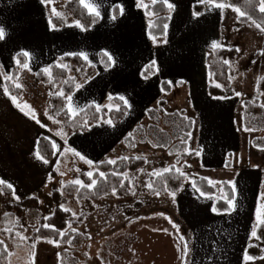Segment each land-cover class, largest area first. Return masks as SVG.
Segmentation results:
<instances>
[{
  "label": "rangeland",
  "instance_id": "rangeland-1",
  "mask_svg": "<svg viewBox=\"0 0 264 264\" xmlns=\"http://www.w3.org/2000/svg\"><path fill=\"white\" fill-rule=\"evenodd\" d=\"M125 5L124 15L117 16L115 20L111 19L109 23L100 24L92 32L93 36H88L77 45L79 50L88 56V62L95 67L93 77L79 74L74 63L61 61L58 56L52 60L58 67L60 64L67 65V68H63L67 75L75 79L76 85H81L71 94L73 107L77 112L89 104L99 106V109H117L112 97H127L131 108L117 125L107 121L98 122L92 126L89 131L91 135L86 138L76 137L60 123H54L49 119V99L61 91L63 82L53 87L37 82L34 77L36 69L32 64L30 71L22 69L18 76L23 85L18 102H27L32 106L37 118L45 126L41 127L25 116L12 103L20 115L13 113L8 103L4 102L6 97L1 84L5 75L9 76V69L7 67L4 73L0 65V174L3 179L15 181L12 183L15 195L12 190L11 193L0 190V241L4 242L3 246L8 253V264H87L88 257L100 253L101 233L89 234L87 226L92 219L91 214L106 209V196L95 202H86L62 195L59 206L71 209L70 213H75V216L72 215L74 220L82 216V221L77 225L69 223L63 232L70 233L71 236L64 245L50 243V239L34 237L40 220L51 215L54 209L49 193L54 190L61 192L64 185L79 179L81 173H94V165L99 162L116 161L125 156L142 157L145 160V166L139 171L124 173L130 183L129 198L113 194H109L112 197H106L113 198L118 206L128 213H146L151 204L148 198L162 199L163 195H150L146 185L150 182L153 170L162 171L173 165L186 173V185H192L194 178L206 177L208 181L213 182L211 185L218 192L221 182L228 183L236 179L245 181L251 177L256 197L254 213L258 201L264 202L260 200L261 194L264 193V149L254 146L264 144V129H256L260 124L264 126V120L258 110L264 105V93L256 92L257 82L264 77V55L260 54L261 50H264V32L256 28L251 21L248 25H241L232 14L222 17L217 33L207 35L205 39L201 38L211 45L216 41L222 47L240 49L228 63L230 85L226 90L231 93V99L219 101L207 93L208 85L216 83L211 80L206 70L202 44L200 48L190 42L188 44L182 34L175 35V30L154 42L146 34V26L152 17H147L142 8L136 9L135 0H127ZM54 6L65 19L71 16L63 2ZM48 8L52 10L53 6ZM174 26L175 24H172V29ZM102 50L110 52L116 61L109 69H104L99 61L97 54ZM153 61L155 74L151 79L145 80L140 73L145 65ZM46 67L48 68L49 64L44 65L42 69ZM163 80L167 83V92L161 87ZM148 90H155L157 96L145 104H140L141 97ZM237 93L241 95L238 96ZM160 102L163 103L160 105ZM244 102L254 105L246 117L250 130L244 129L242 124ZM261 108L264 110V107ZM149 109L156 112L152 120L145 114ZM160 110L169 114L182 111V115L191 121L192 129L189 133L192 135L186 145V149H192L191 153L201 150L200 140L207 126L213 133L218 130L220 133H217L215 138L221 139L225 148L230 147L232 151H221L219 166H207L201 154L178 161L177 154L169 153L168 148L155 146L151 139L150 126L155 125L159 130L167 132L171 129L164 125ZM61 129L67 134L66 137L56 135ZM37 135H43L51 143L55 142L60 146L54 149L53 158L48 164L33 159L32 147ZM210 138L212 139V136ZM90 139L107 143L103 149H93L87 146ZM175 142L177 140L173 141ZM211 144L213 146V143ZM69 147L74 148L85 159L93 161V164L89 165L80 157L67 152ZM53 170L56 175L50 177ZM6 172L15 176L7 177L4 175ZM16 196L19 199H16ZM24 199L27 202H23ZM85 215H88L86 221ZM254 222L255 216L253 224ZM16 233L20 235L17 236ZM260 243L254 246L264 253V245ZM168 264H181V260H173Z\"/></svg>",
  "mask_w": 264,
  "mask_h": 264
},
{
  "label": "crops",
  "instance_id": "crops-1",
  "mask_svg": "<svg viewBox=\"0 0 264 264\" xmlns=\"http://www.w3.org/2000/svg\"><path fill=\"white\" fill-rule=\"evenodd\" d=\"M126 1L97 0V3L101 5V16L98 18L97 24L90 30L85 31L75 26L76 20L71 14L67 19L63 17L68 23L66 27L55 29L50 27L49 20L58 16L54 15L53 11L48 7L52 8L53 6L55 8L54 5L61 2L65 5V0L49 2L46 5L41 4L40 0H0V26H4L7 32L6 39L0 40V65L4 69V73H6V68L8 67L10 75L11 70L16 65L17 54L22 50L31 53L29 63L32 64L36 71L43 70L42 67L44 65L49 64L50 66L56 56L61 58L66 53H80L81 51L77 45L86 40L88 36H93L92 32L100 24L109 23L112 19L111 11L114 12L116 17L119 16V9L116 8V5L125 7ZM144 2L149 6L152 5L151 0H144ZM169 2L175 5V10L168 11L166 14L168 18L170 17L167 23V33L156 39L164 38L168 36L169 32L171 33L172 30H175V35L182 34L181 36L188 41V44L190 42L197 48H200L202 44L205 64V47L212 45L202 39H205L207 35L218 32L221 27L222 17L233 14L237 21L238 14L232 11L231 8L225 9L221 14L219 9H210L204 6L200 12L201 15L194 16L192 8L200 4L198 0H169ZM158 3H161L160 0H158ZM134 7H136V0ZM136 9L141 8L136 7ZM146 16L149 17L147 14ZM150 17H152L150 21L154 19L153 15ZM172 24H175L173 29ZM241 25L245 26L248 23ZM77 40L80 41L77 42ZM73 41L77 43L67 44ZM97 55L98 58L100 56L104 57L103 50L98 52ZM27 59L25 58V60ZM99 61L104 69L110 68L104 67L105 64L103 63L107 62L106 57L102 61L99 58ZM22 69L20 68L19 74ZM3 81L1 84L4 90ZM151 91H146V94L141 97L142 102L140 104H145L157 96L156 91L155 93ZM4 95L6 97L4 102L8 103L9 109L13 110V113L20 115L13 107L9 96L5 93ZM112 98L119 99L116 96ZM125 99L130 103L127 97ZM228 99L231 98L218 100L225 101ZM129 110L126 107L125 116ZM91 128L86 133L73 134L76 137L87 138L88 135H91L89 134ZM213 132L207 126L203 138L200 140L201 155L204 163H207L206 165L209 167L220 165L221 151H232V149H229L230 147L225 148L221 139L215 138V135L220 132L218 130L217 133ZM38 136L35 137L32 147L33 159L36 162L41 161L36 158ZM210 136H212L213 140ZM88 141L87 146L93 149H96V147L103 149L107 143L106 141L100 142L97 139ZM211 143H213V146ZM4 175L7 177L15 176L8 172ZM3 178L0 174V179ZM249 179L245 181H243L244 179L230 181L234 182L236 187L235 193L232 191L236 209L235 211L224 213L211 211L215 200H224L223 197L225 195L221 190L220 192L217 191L213 197L201 195L194 189L193 185H186L185 181L181 190L176 193L175 200L170 194L163 195L160 200L148 198L151 204L149 208L147 207L149 211L146 213H128L123 208H120L113 198H106L112 197L111 195L106 196L104 198L106 209L103 208L96 214H91L92 219L89 220L90 224L87 226L89 227L87 231L89 234L101 233L102 243L100 253L88 257L86 260L89 263L87 264H168L173 260H181L180 247L184 242H187L192 249L187 257L188 264H264V259H260V257H264V253L260 250H258L257 259L244 261L246 247L248 245L257 246L261 242L250 235L255 216L254 204L256 197L255 189L252 186L253 178L250 177ZM4 180L11 184L15 182L7 178ZM230 186L232 189L231 184ZM88 215H85V221L88 220ZM153 222H165L167 224L157 225L152 224ZM173 225L178 226L179 230ZM181 237H184L183 241ZM252 240L253 242L251 243Z\"/></svg>",
  "mask_w": 264,
  "mask_h": 264
},
{
  "label": "trees",
  "instance_id": "trees-1",
  "mask_svg": "<svg viewBox=\"0 0 264 264\" xmlns=\"http://www.w3.org/2000/svg\"><path fill=\"white\" fill-rule=\"evenodd\" d=\"M63 1V0H50V2ZM65 9H67L72 17L79 21L81 25L84 26L88 31L98 22V18H94L89 15L87 10L84 9L78 2V0H65ZM234 6L240 7L242 11L250 14L253 19L256 20L257 23H261L264 21V14L259 13L258 10V0L257 4L254 7H247L244 4V0H228ZM203 4L195 5L192 8L193 13L201 12ZM167 7L162 3H156L155 5H150L148 9H144L143 12H154L156 15L154 19L150 21L153 25L150 27V23L147 26V35L149 37L155 36L162 37L164 36V28L163 25L168 23L169 18L166 15L168 13ZM251 20L246 18L239 17L238 22L241 24H246ZM51 22L55 25V28H63L67 26V22L63 17H53L51 18ZM264 27V24H262ZM236 56L235 48H212V46L205 47V65L206 70L211 78V80L220 84L221 87L217 88L216 85L211 84L207 87V93L211 97H230L231 93L226 90L229 87V64H225L224 61L228 62ZM22 62L26 61L25 57L22 55L19 57ZM100 60L102 61L104 57L100 56ZM61 61L64 62H72L76 65L79 74L90 77L94 74L95 68L88 61L78 55H65L62 56ZM103 64L104 67L107 66V62L105 61ZM152 63L145 66V68L141 72V76L145 78L147 76L150 78L154 73V67H150ZM20 68L17 63L13 67L9 76L18 77ZM51 71V78L43 72V70H38L35 72V79L37 82L49 85L53 87L59 82H63L61 86V90L65 93V95H71L75 92L76 82L74 78H71L67 75L66 70L58 67L55 63L50 64L48 67ZM147 78V79H148ZM4 88L7 87L9 92L12 95H16L20 97L22 94L21 89H17L14 86V81L12 80H4L3 81ZM161 87L163 91H168V86L166 82H161ZM256 92L264 93V77H262L256 85ZM9 96V95H8ZM112 101L116 103L117 109L106 110L105 108L99 109L97 111V107L93 104L87 105L83 108V111H79L77 116L70 118L67 114V101L64 97L55 95L49 99L50 105V115L54 119H58L62 127L68 130L71 133H86L89 128L98 122L111 121L112 125H117L126 114V106L124 103L118 98H112ZM163 102H160L161 105ZM244 119H243V127L244 129H248V123L246 122V117L250 110L254 105L249 102H244ZM161 109V108H160ZM254 109V108H253ZM261 112L262 119L264 120V110L263 108H258ZM59 112V115H57ZM147 115L150 120L154 117L155 110L149 109L147 110ZM160 113L164 118V125L169 126L171 129L169 132L165 130H159L157 126H150L149 131L153 144L158 147L168 148L169 153L177 154L178 161H182L185 159L193 158L195 153H186V143L181 142V138H186V134L189 133L192 129L191 121L186 119L182 115V111H174L172 113H164L163 110H160ZM84 121H87V126L82 127ZM256 129H264L263 125H259ZM174 140L177 142L173 143ZM188 141V139H187ZM255 147L260 149H264V144H254ZM36 151H39L40 155H42L49 162L53 158L54 149L52 148V143L49 139L43 135H39L36 141ZM145 166V160L138 158H129L127 160H116L115 164H109L107 161L99 162L94 165L95 172L93 173L94 178L97 180V185L93 189L81 188L78 185H74L73 183H68L64 185L61 189V192L54 190L51 193L50 200L54 205V209L52 214L48 217L40 220V226L34 232V237L39 239H50L55 243L64 245L68 242L71 234L66 233L64 236L59 235V231H64L69 223L74 225L79 224L82 221V216H79L76 220L73 219V216L70 212H64L63 209L59 206L62 195L68 198L75 199L77 201H86V202H95L99 199L112 194L113 188L116 189V196L122 198L130 197V183L128 179H125L124 175H114L113 173L124 174L126 172H137L142 167ZM100 172H104L106 174L105 178H101L99 176ZM55 171L50 172V177H55ZM79 179L83 181L85 184L90 183V179L87 175L81 173L79 174ZM186 177H180L178 173L173 169L168 173H163L162 176H151L150 182L153 183L155 190L160 192V195L169 194L171 191L179 192L183 186ZM192 185L195 184L200 191L197 192L201 194V192L205 193L206 196L213 197L215 196L217 190L209 181L204 177L194 178L192 181ZM165 183L167 184L168 191L164 190ZM123 184V187H121ZM0 190L6 193H11V190L6 187L0 186ZM221 192L228 197H233V192L231 186L227 182H221ZM147 192L150 195H154L152 189H148ZM23 202H27L26 199ZM214 207L220 209L219 213L228 212L226 211L228 208L225 200L217 199L214 201ZM9 207V206H8ZM19 209V208H18ZM44 225H54L52 227H44ZM258 235L261 231H264L262 228H258ZM262 243H264V239H259ZM245 254L257 257L258 249L254 245H248L245 250ZM0 264H8V253L5 251L3 244H0Z\"/></svg>",
  "mask_w": 264,
  "mask_h": 264
},
{
  "label": "snow or ice",
  "instance_id": "snow-or-ice-1",
  "mask_svg": "<svg viewBox=\"0 0 264 264\" xmlns=\"http://www.w3.org/2000/svg\"><path fill=\"white\" fill-rule=\"evenodd\" d=\"M40 2H41V4H45L46 5V4H48L50 2V0H40ZM78 2L84 9L87 10L89 15L93 16L94 18H99L101 16V12H100L101 5L99 3H97V0H78ZM157 2H158V0H151V4L152 5H155ZM160 2L163 3L164 5H166L167 9L170 12L175 10V5L173 3H171V2H169V0H160ZM198 3L203 4L206 8L219 9L221 11V14L223 13V11L225 9L231 8L232 11L237 13L239 17L251 20L252 24H254L256 28L260 29L261 32H264V27H262V24H264V21H262L261 23H257L256 20L253 19V17L250 14L246 13L245 11H242L240 7L232 5L231 3L228 2V0H198ZM244 4L247 7L251 8V7H254L257 4V0H244ZM136 7L137 8L148 9L149 5L147 3H145L144 0H136ZM116 8L119 9V13H120L121 16L124 15L125 9H124V7L122 5H116ZM256 10H258L259 13L264 14V0H258V8ZM52 11H53L54 15H56L58 17L62 16V13L57 11L55 8H53ZM146 14L149 15V16L156 15V13H154V12H146ZM193 15L194 16H199V15H201V13L195 12ZM116 18H117L116 15H112V19L113 20H115ZM49 24H50V27L52 29H55V25L52 24L51 20H49ZM75 26L76 27H80L82 30H87L86 28H84L83 25L80 24L79 21L75 22ZM151 26H153V25L150 23V27ZM163 28H164V34L166 35L168 25L165 23L163 25ZM6 34H7L6 28L4 26H0V40L6 39ZM151 38L155 42L156 37L152 36ZM165 42H166V40H165ZM218 47H222V45H219L216 41H213L212 42V48L215 49V48H218ZM236 51H240V49L237 48ZM260 54L264 55V50H261ZM21 55L23 57H25V58H28V59L26 61L22 62L19 58H16L17 65L19 67L23 68V69H27V70L30 71V63H29V61L31 59V53L26 51V50H22L20 53L17 54V57H19ZM66 55H79V56L83 57L85 60H88V56L84 52H80V53H66ZM103 56L107 58V66L108 67H111V66L115 65L116 61H115L113 55L110 52H108L107 50H103ZM224 63L228 64L229 62L227 60H225ZM59 66L62 67V68H67V65H64V64H60ZM154 66H155V61L152 62V65H150V67H154ZM43 72L46 73L51 78V71H50L49 68H47V67L44 68ZM147 78L148 77L145 76V79H147ZM5 79L14 81V86L17 89L23 88V85L19 82V78L18 77L5 75ZM76 87L79 88V87H81V85H76ZM216 87L219 88V87H221V85L220 84H216ZM4 93L6 95H9V98L11 99L12 103L25 116H28L29 118L33 119L41 127L45 126L44 124L41 123L40 119L37 118L36 111L32 108V106H30L27 102H22V103L18 102V99H19L18 96L12 95L9 92L7 87L4 88ZM57 95L64 97V99L67 101L66 108H67V114L69 115V117L73 118V117L77 116V114H78L77 109L73 107V103H72L73 97L71 95H65V93L62 90L58 91ZM237 95L239 96V95H241V93H237ZM215 98L216 99H225L226 97H215ZM109 99H111V97H109ZM119 99L124 102V105L127 108H131V105H130L129 101L127 99H125V97L120 96ZM261 107H264V105H261ZM81 111H83V109H81ZM97 111H99V106H97ZM57 115H59V112H57ZM49 119H52L53 122L56 123V124L60 123L59 120H55L52 116H49ZM87 123H88L87 121H84V124L82 125V127L87 126ZM108 123L111 124V121L109 120ZM246 130H250V129H246ZM56 135L61 136V137H66L67 136V134L65 132H63L62 129L60 131H58L56 133ZM191 135H192L191 133H187L186 134V138H181V142L182 143H186L187 139L191 138ZM58 147H60V146H58L55 142L52 143V148L53 149H57ZM66 151L67 152H71L74 155L80 157L81 160H84L85 163H87L89 165L93 164V161L85 159V157L82 156L79 152H77L74 148L69 147V148L66 149ZM185 151H188L189 153H191L192 149L191 148H187V149H185ZM195 154L196 155H200L201 152L199 150H197ZM36 158L38 160H41L44 164H48L49 163V161L47 159H45L42 155H40L39 151H37V153H36ZM119 159L127 160V159H129V157L125 156V157H120ZM138 159H142V157H138ZM108 163L109 164H115L116 161L115 160H109ZM173 169L175 170L176 173H178V175L180 177H183V176L186 175L185 172H183L180 168L176 167L175 165H173L171 168H165L162 171L153 170V172L150 175L160 177V176L163 175V173H168V172L172 171ZM61 174L63 175V173H61ZM113 174L114 175H124L125 179H127V175L126 174H122V173L121 174L113 173ZM87 175H88V177L90 179V183L85 184L80 179H75V180L72 181V183L74 185H78L81 188H87V189L95 188L96 185H97V180L94 178L93 172H88ZM99 176L101 178H105L106 174L104 172H100ZM212 183L213 182L211 180H209V184H212ZM228 183H230L232 185V191L235 193V191H236L235 183L234 182H228ZM0 186L6 187L7 189L12 190L13 195H15V189H14V186L11 183L5 181L4 179H0ZM121 187H123V184H121ZM146 187L149 188V189H152L154 195H156V196L160 195V192L155 190L153 183H151V182L147 183ZM193 187L196 188L197 191H200V189L195 184H193ZM164 190L168 191L166 183H165V186H164ZM112 194L116 195V189L115 188H113ZM132 194L135 195V192H133ZM169 194L172 196L173 200H175L176 192L175 191H171V192H169ZM49 195H51V193H49ZM201 195H205V193L201 192ZM15 198L19 199L18 196H16ZM223 199L225 200V202L228 205V208H227L226 211H228V212L235 211L236 204H235L234 198L228 197L227 195H225L223 197ZM260 200H264V193L261 194ZM60 207L63 209L64 212H70L71 211V209L66 208L63 205H61ZM211 211L215 212V213H219L220 209H217L216 207L213 206L211 208ZM72 215L75 216V213H72ZM173 226L176 227L177 230H179L178 226H176V225H173ZM44 227H52V228H54V225H44ZM258 228L264 229V202H260V201H258V203H257L256 213H255V222H254V224L252 226V230H251L250 235H251V237H253V238L257 239V240L264 239V231H261V233L258 235V231H257ZM7 231H11V229H7ZM72 231H76V230L72 229ZM16 235L19 236L20 234L16 233ZM59 235L64 236L65 233L63 231H59ZM181 240L183 241L184 237H181ZM49 242L50 243H55L54 241H49ZM3 243H4L3 241H0V244H3ZM69 243H71V241H69ZM5 251H6V249H5ZM180 251H181L182 264H188L187 257L190 255V253L192 251V249L190 248L189 244L187 242H184L182 244V246L180 247ZM255 259H257V257L251 256V255H248V254H245V256H244V261L245 262L254 261ZM260 259H264V257H260Z\"/></svg>",
  "mask_w": 264,
  "mask_h": 264
}]
</instances>
